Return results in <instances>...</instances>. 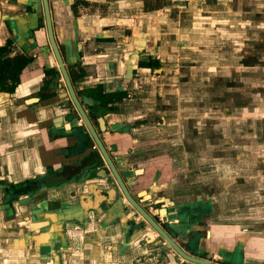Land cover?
<instances>
[{
	"label": "crops",
	"instance_id": "crops-1",
	"mask_svg": "<svg viewBox=\"0 0 264 264\" xmlns=\"http://www.w3.org/2000/svg\"><path fill=\"white\" fill-rule=\"evenodd\" d=\"M84 1L94 13L88 15L85 8L79 14L93 33L80 34L86 40L73 86L87 104L98 93L125 94L113 111L102 112L104 128L91 123L121 177H134L127 184L131 195L145 209L150 208L146 199L159 195L189 207L210 201L213 210H185L181 217L177 210L145 211L157 215L190 255L220 264H264V0ZM41 2L0 0V46L12 40L11 56L37 52L30 51L29 31L39 22L27 13L40 15ZM102 36L112 37V43L94 41ZM148 57L158 68L138 65ZM44 64L55 65L46 49L23 69L14 93L0 91L1 183L19 185L43 177L96 150L78 118L64 117V89H56L57 81L53 86L41 80ZM181 69H188L182 80ZM31 80L35 87H26ZM181 82L200 90L191 89L181 100ZM40 91L43 101L33 103ZM74 122L77 126L71 127ZM134 122L140 128L156 125L152 135L146 132L147 140L159 141L157 147L144 148L158 152L152 157H135L145 143L137 145L139 129L130 128ZM181 153L200 167H212L214 174L200 170L202 176L175 187V177L187 170L171 174ZM145 160L147 165L137 171ZM103 171L99 165L86 171L90 174L84 180L73 178L17 198L0 186V264H190L157 240L134 210H123L128 205L120 193L112 197L119 210H92L91 194L114 187ZM81 186L84 190L76 193Z\"/></svg>",
	"mask_w": 264,
	"mask_h": 264
},
{
	"label": "flooded vegetation",
	"instance_id": "flooded-vegetation-1",
	"mask_svg": "<svg viewBox=\"0 0 264 264\" xmlns=\"http://www.w3.org/2000/svg\"><path fill=\"white\" fill-rule=\"evenodd\" d=\"M63 2L64 3H62V5L56 4V3H55V5H53L52 2L50 0H48V6H49V11H50V16H51L54 39H55L57 48L59 50V53L61 55V58L63 60V63L65 65L67 74H68L70 81L72 83V86H73V84L75 82L73 70H74V68H78L81 65V53L83 52L82 42H84V40H86V39L81 40L82 38L80 39V34L81 35H85V34L87 35V34L93 33L91 30L86 29L87 26H85L84 23L82 22L81 15L79 14V11L82 9L88 8L90 6V4L84 0H63ZM41 4H42V2H41ZM54 7H55V10H54ZM41 9L42 10L39 12L40 15H38L34 11L33 12L27 11L28 12L27 14H29L28 17H31V19H34L36 17L38 19V22H39L38 26L35 29H31L29 31L31 33V36L29 39L32 40L30 51H32V50L34 51L37 48V52L34 54H29L27 52H24L21 55L15 54V55L11 56V54L13 53V50H14L13 49L14 45H13L12 40L6 39L4 44L2 46H0V48H4V53H3L2 58L6 59L10 64H13L15 61L22 62V61L28 60L26 65H24V67L21 69V71L18 74V83H16V82L14 83L15 89H16V86L19 84V80H20L19 78H20V75H21L23 69H25L29 64L33 63L34 58L37 55H40V53H42V50L46 49L51 54V56L53 58V62L55 65L51 68V67H48L47 64H44L41 80L45 81V82L51 81L52 82L51 84L53 86L55 85V81H57V83L55 85L56 89L58 90V86L60 85L59 88H63L64 91L66 92V100L60 104L61 109L66 112L64 117L74 116L75 118H78L77 122L79 123V120H81L79 117V113L76 110V108H75L73 102L71 101L70 96H69V94H68V92L64 86L62 77L60 76V74L58 72L59 70H58L56 60L54 58L53 52H52L51 47H50V43H49L48 35H47V30H46V25H45V16H44V11H43V5H41ZM27 10H28V8H27ZM54 11L56 12V15H55ZM57 12L64 13V15H61L64 18V20H61V19L58 20V18H61V16H59L57 14ZM93 28L95 29V32H97V27H93ZM58 30H59L60 34H62L65 37L63 41H61V39L58 37V34H57ZM37 32H41L42 33L41 36L37 37L35 35V33H37ZM112 39H113L112 37H103L102 36V37H97L96 39H94V41L97 43H100V42L112 43ZM40 43H44V44H42L40 47V45H39ZM86 44L87 43H85V45ZM156 64H157L156 68H158L159 63L156 60H152L150 57H148L147 61H141L138 63V65L140 67L149 68L151 71L155 68L154 66ZM7 70L8 71H6V75H8V72L11 71L10 69H7ZM59 80H61L60 83L58 82ZM5 82L8 84H12L11 82L9 83V80H6ZM73 88H74V86H73ZM74 91H75V94L77 96L79 103L81 104L82 108L86 112L89 119L95 120V122H97V125L99 126V128H100V123L98 122L97 118L101 117L103 119V115H102L103 113L102 112L113 111L115 109L114 108L115 105L117 103L121 102L123 99L122 98L121 100H114V99L109 100V99H106L107 98L106 94L103 95V94L98 93L95 95V98L92 99L89 104H87L86 102H83V100L80 97H78L79 94L75 90V88H74ZM9 94H11V93H9ZM108 95H110V94H108ZM37 96H38L37 98L33 99L34 100L33 103H40L43 101L44 91H40L37 94ZM29 100H32V99H28L27 101H29ZM79 125L85 131V127L83 126L82 120L79 123ZM138 125L141 126V123H138V122L133 123V127H136ZM94 147L96 150L90 152L86 156L79 159V161L77 162L76 165H74V166L71 165V167L70 166H64V165L62 166V168L60 169V173L62 174V176H64L66 178L65 182L66 181L68 182L71 179L76 178V176H81L82 178H86L90 174V173H86V171H88V167H90V168L92 167L91 170L93 172L100 165V166H102L103 169H105V171H108L106 164L103 161V159L101 158L100 154L98 153V150H97L95 144H94ZM85 149L79 148L78 150L80 153H78V155L82 154L85 151ZM72 150H74V149H71V151ZM75 150H76V147H75ZM71 151L67 152V154H66L67 157H70L73 155ZM113 163L117 169V167H118L117 164L115 162H113ZM117 171H118V169H117ZM68 173H69V175H68ZM138 175H140V174L134 173V176H138ZM123 180H124V178H123ZM112 191H116L114 187L112 189L101 188V189H99V191H98V189L96 190V194H93V193L91 194L92 202H95L98 200V203H99L98 204V210H107L109 208L112 209L114 203L112 205L107 204L108 201H110V202L113 201L112 196L110 195V192H112ZM117 194H118V192L117 193L115 192V197ZM95 195H97V197ZM161 198H162L161 195H159L158 197H155V196L149 197V199H147L146 202L150 204V208L148 207L145 209L141 205L140 206L144 210H159V211L160 210H163V211L164 210H172V211L177 210V214L180 217H181V214H183L185 210H195L197 212L198 211L213 210V204L210 203V201H207L205 203L200 202V201L195 202L194 205L191 207L184 205L183 203L175 204L172 206H167L168 205L167 202L161 200ZM136 201L138 202V200H136ZM114 202H116V199ZM92 204H93L92 206H95V203H92ZM131 209L134 210L133 208H131ZM92 210H95V208H92ZM112 210H119V209L117 207H115ZM154 220L158 223L156 218H154ZM160 225L165 230L167 229L164 224L160 223ZM211 262H214V261H211ZM215 263H217V262H215ZM217 264H220V263H217ZM221 264H228V263L223 262Z\"/></svg>",
	"mask_w": 264,
	"mask_h": 264
},
{
	"label": "water",
	"instance_id": "water-1",
	"mask_svg": "<svg viewBox=\"0 0 264 264\" xmlns=\"http://www.w3.org/2000/svg\"><path fill=\"white\" fill-rule=\"evenodd\" d=\"M43 5V11L45 16V25L48 35V40L50 43L51 50L53 52L54 58L56 60L57 66H58V72L60 76L62 77L64 86L70 96L71 101L73 102L76 110L79 113V117L83 122V126L85 127L87 133L89 134L90 138L92 139L93 143L95 144L98 153L100 154L101 158L106 164V167L114 180V188L116 191L110 192V195L115 197V192L120 193L122 197L125 199L126 203L134 209V211L141 217V219L148 224V226L156 233L157 237H160L164 243L183 261L190 263V264H217L215 262H211L202 258L195 257L193 255H190L186 251H184L174 240V237L169 233V231L162 228V226L157 223L153 216L145 211L140 204L134 199V197L131 195L127 188V184L129 182H132L134 180V177H129L127 179H124L121 177L119 172L117 171L112 159L110 158L106 148L104 147L101 139L99 138L97 131L94 129L91 120L87 116L86 112L82 108L81 104L79 103L77 96L75 94L74 88L72 86V83L70 81V78L67 74L65 65L63 63V60L61 58V55L59 53V50L57 48L55 39H54V33L52 28V22H51V16L48 6V0H42ZM58 79V78H57ZM98 122L100 123L101 128H104L103 126V119L101 117L97 118ZM77 122H74L71 124V127H76ZM63 185V184H62ZM61 185V186H62ZM97 197V195H95ZM115 199L113 198V201H108V205H112L114 203ZM96 207L95 210H98V202L95 201ZM163 210H160V214ZM165 214V213H164ZM191 242V240H190ZM192 243V242H191Z\"/></svg>",
	"mask_w": 264,
	"mask_h": 264
},
{
	"label": "rangeland",
	"instance_id": "rangeland-1",
	"mask_svg": "<svg viewBox=\"0 0 264 264\" xmlns=\"http://www.w3.org/2000/svg\"><path fill=\"white\" fill-rule=\"evenodd\" d=\"M253 2H256V0L254 1L253 0ZM253 2H251V5H253L251 8H253V9H255V10H257V4L256 3H253ZM88 11V12H87ZM85 12V11H84ZM86 12H87V14L88 15H93V13H94V10H93V8H89L88 7V9H86ZM203 14V13H202ZM256 23V22H255ZM95 25H97L98 23L96 22V23H94ZM98 26V25H97ZM97 32H99V31H97ZM252 42V41H251ZM42 44H44V43H40L39 45H40V47H41V45ZM190 60H192V58H193V54H191L190 55ZM251 57V56H250ZM252 58V57H251ZM189 60H187L186 62H188ZM181 62H183V59L181 58ZM181 64H183V63H181ZM213 72V71H212ZM197 73V72H196ZM207 73V72H206ZM205 73V74H206ZM214 73V72H213ZM186 74H188V69H186V71H184V69H181V80H182V78L186 75ZM199 74V76H200V74H202V72L201 73H198ZM247 78H253L249 73H248V76H246ZM255 78H257V77H260V76H258V75H256V76H254ZM37 84V82L34 80H31L30 82H26V84H25V86L26 87H35V85ZM18 86H19V84L16 86V89L14 90V92L17 90V88H18ZM197 90H200L199 88H197V87H195ZM194 87H191V86H187V87H184V86H182V82H181V100L182 99H184V98H186L187 99V93H188V91H190L191 89H195ZM60 89H63V88H59L58 89V91L60 92ZM189 89V90H188ZM58 93V92H57ZM192 103H194V102H192ZM240 108H241V110H240ZM240 108H237L238 109V111H241L242 112V107H240ZM200 112L202 111V109L201 110H199ZM249 121V120H248ZM241 123V125L242 126H246V120H241L240 121ZM249 122H253V121H249ZM139 126V125H138ZM138 126H136V127H133V126H131L130 128L133 130V132L134 131H136L137 129H139V130H137L136 132H138V136H139V142L140 143H137V145H140V144H142V143H145V146H141V147H137V149H136V151L134 152V155H136L135 157H138V158H140V159H145V157L146 158H149V157H152V155H155L156 153H158L157 151H154V153L153 152H150V153H147V152H145L146 150H144V148H148V147H153V146H155V144L156 143H158L159 141H157V138H156V140L155 139H152L150 136H149V138H148V140L146 139V137H147V135H146V132H147V134L148 135H152V133H153V131H155V130H152V128H156V125H154L152 128H151V125L149 126V127H146L145 128V126L144 127H142V128H140V126L138 127ZM251 126H253V124L251 125ZM230 127H231V124H230ZM84 131V130H83ZM85 131H86V129H85ZM87 132V131H86ZM224 136H227V134H225ZM230 136L231 135H228V137L230 138ZM240 136H242V135H240ZM249 136V135H248ZM228 138V139H229ZM172 139V138H171ZM235 139V138H234ZM146 143H148V145L146 144ZM238 143V142H237ZM156 147H157V144H156ZM184 154L183 153H181V159L180 160H178L179 162H180V164H179V167H177V165H175L174 166V168L173 167H171L170 168V170H171V174H174L176 171H178L179 169H185V167H187V170L185 171V173H180L181 175H179V177L177 178V177H175L176 178V180H175V187H177V185L178 186H180L181 185V180H184V179H188V181H193V180H195L196 179V177H194V176H196V174H197V177H198V174L200 175V176H202V173H201V171L204 173L205 172V174H203V175H206V176H209V175H211V174H214V171H213V168L212 167H208V166H206V167H200V166H198V164L195 162V160H186L185 158H184ZM160 157V156H159ZM158 157V158H159ZM165 160V159H164ZM146 162H144V163H142V164H138V167H140V168H138L137 169V171H141V169L142 168H144V166H146L147 165V160H145ZM151 163V162H150ZM154 163H156L155 161H154ZM152 164V163H151ZM157 164H159V163H157ZM161 164H166L165 162H161ZM160 164V165H161ZM177 168V169H176ZM173 170V171H172ZM201 170V171H200ZM109 171H105V169H104V173H105V176L107 177H109L110 179H112V177H111V175L108 173ZM186 172H189V173H186ZM92 173V172H91ZM96 173V172H95ZM94 173V174H95ZM129 173H131V171L129 172ZM93 174V173H92ZM94 174H93V176H94ZM68 175H69V173H68ZM96 175V174H95ZM170 176L171 175H169L168 177H166V179H167V182L169 183V181H170ZM104 178V177H103ZM76 179H85V178H82L81 176H76ZM105 179V178H104ZM165 179V180H166ZM206 179H210V178H206ZM134 181V180H133ZM132 181V182H133ZM207 181V180H206ZM112 183L114 184L115 182L113 181V179H112ZM167 183V184H168ZM133 185H135V183L133 184ZM169 185V184H168ZM43 190L45 191L46 190V188H43ZM75 190V192L76 193H80V192H82L83 190H84V188L81 186V187H78V188H76V189H74ZM177 190H179V189H177ZM192 190V189H191ZM190 190H187V192H189ZM177 192H181V191H177ZM177 192H175V193H177ZM175 193H173V197H175ZM147 200V199H146ZM178 201H176L175 199H173L172 200V202H175V203H168L167 202V206H172V205H175V204H180L179 202L181 201V199H177ZM143 201H145L144 200V198H143ZM127 204V203H126ZM128 205V204H127ZM129 206V205H128ZM124 207L123 208V210H132L131 209V207L129 206V207ZM165 206V205H164ZM163 208V207H162ZM165 208V207H164ZM157 212H158V210H157ZM164 213L166 214L167 212H166V210H164ZM156 214V213H155ZM91 217H93V216H91ZM153 218H156L157 219V221H158V223L160 224V223H164V222H160L159 221V219H158V217H157V215H153ZM158 239L157 240H162L160 237H157ZM181 242H182V240H181ZM188 242V241H187Z\"/></svg>",
	"mask_w": 264,
	"mask_h": 264
},
{
	"label": "trees",
	"instance_id": "trees-1",
	"mask_svg": "<svg viewBox=\"0 0 264 264\" xmlns=\"http://www.w3.org/2000/svg\"><path fill=\"white\" fill-rule=\"evenodd\" d=\"M4 53V48H0V91L5 93H13L15 89V82L18 83V74L21 69L26 65L28 60L25 61H15L10 64L6 59L2 58ZM157 67V64L155 65ZM7 69L11 71L6 75ZM10 80L12 84H8L5 81ZM109 100H121L125 97L124 93L110 94L106 96ZM81 149H85V145L81 146ZM94 167V166H93ZM92 168V167H91ZM88 167V170L91 169ZM66 178L62 176L60 171H54L49 169L43 177H37L35 179L27 180L19 185L5 184L0 182V186L5 191L6 195L12 198H17L23 195H33L36 194L43 188L58 187L65 182Z\"/></svg>",
	"mask_w": 264,
	"mask_h": 264
},
{
	"label": "bare ground",
	"instance_id": "bare-ground-1",
	"mask_svg": "<svg viewBox=\"0 0 264 264\" xmlns=\"http://www.w3.org/2000/svg\"><path fill=\"white\" fill-rule=\"evenodd\" d=\"M29 102H31V101H29ZM161 214H163V213H161ZM164 217V216H163ZM164 220H166V219H164Z\"/></svg>",
	"mask_w": 264,
	"mask_h": 264
},
{
	"label": "built area",
	"instance_id": "built-area-1",
	"mask_svg": "<svg viewBox=\"0 0 264 264\" xmlns=\"http://www.w3.org/2000/svg\"><path fill=\"white\" fill-rule=\"evenodd\" d=\"M81 122V120H79V123Z\"/></svg>",
	"mask_w": 264,
	"mask_h": 264
}]
</instances>
